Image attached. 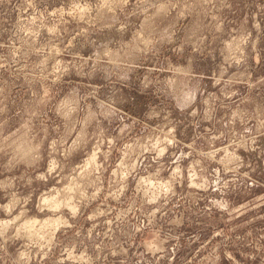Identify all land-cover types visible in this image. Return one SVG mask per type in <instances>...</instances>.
Listing matches in <instances>:
<instances>
[{
  "label": "rangeland",
  "instance_id": "obj_1",
  "mask_svg": "<svg viewBox=\"0 0 264 264\" xmlns=\"http://www.w3.org/2000/svg\"><path fill=\"white\" fill-rule=\"evenodd\" d=\"M0 264H264V0H0Z\"/></svg>",
  "mask_w": 264,
  "mask_h": 264
}]
</instances>
